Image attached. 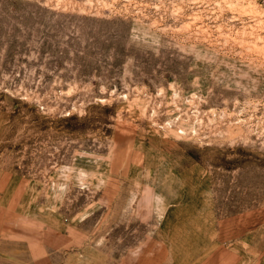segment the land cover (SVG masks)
<instances>
[{"label":"rangeland","instance_id":"obj_1","mask_svg":"<svg viewBox=\"0 0 264 264\" xmlns=\"http://www.w3.org/2000/svg\"><path fill=\"white\" fill-rule=\"evenodd\" d=\"M0 264H264V0H0Z\"/></svg>","mask_w":264,"mask_h":264}]
</instances>
